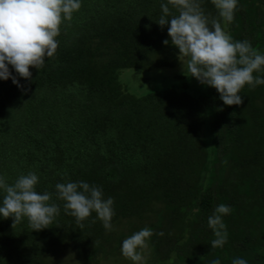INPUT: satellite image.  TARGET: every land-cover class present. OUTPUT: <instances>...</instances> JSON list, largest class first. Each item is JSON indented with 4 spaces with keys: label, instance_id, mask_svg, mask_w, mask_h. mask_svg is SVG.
<instances>
[{
    "label": "trees",
    "instance_id": "16d2710c",
    "mask_svg": "<svg viewBox=\"0 0 264 264\" xmlns=\"http://www.w3.org/2000/svg\"><path fill=\"white\" fill-rule=\"evenodd\" d=\"M166 2L81 0L61 25L54 57L39 70L30 67V79L9 66L22 87L0 79V176L13 184L35 172L36 191L52 193L50 202L60 206L53 223L38 231L27 218L12 227V217L0 216V264H38L57 243L69 244L80 258L112 238L95 212L83 228L65 213L55 185L79 181L114 199L111 223L141 218L149 201L159 203L163 219L150 238L154 264L217 258L264 264V85H245L243 103L232 106L197 79L202 89L193 97L176 92L185 89L176 72L141 96L116 85L119 69L148 73L176 62L168 25L156 22ZM201 6L210 19H221L211 0ZM225 30L264 54V0H238ZM157 52L162 55L150 60ZM3 196L0 190V202ZM219 204L232 209L222 217L228 241L212 248L208 217Z\"/></svg>",
    "mask_w": 264,
    "mask_h": 264
},
{
    "label": "clouds",
    "instance_id": "9594fccd",
    "mask_svg": "<svg viewBox=\"0 0 264 264\" xmlns=\"http://www.w3.org/2000/svg\"><path fill=\"white\" fill-rule=\"evenodd\" d=\"M211 2L225 24L233 22L238 0ZM80 7L81 0H0V79L11 78L14 84L22 87L17 75L30 79V67L39 70L46 58L55 56L61 25L64 21H71L73 13ZM160 8L161 15L156 22L162 29L168 25L171 44L178 48L180 58H187L186 68L191 77L214 87L225 105L242 104L239 93L245 85L252 88L264 85V76H254V73L264 72V54L254 49L248 40H234L222 28L219 19H210L205 14L201 0H167ZM173 9L178 14H173ZM163 43L168 45L169 40L165 39ZM9 66L17 75H13ZM38 181V175L31 171L21 174L13 184H8L0 176V190L4 193L0 216L12 217V227L27 218L32 230H42L60 214V206L50 202L52 193L36 191ZM55 188L57 198L64 201L65 213L75 217L80 228L84 227L83 221L95 212L107 231L113 229L114 199H104L100 186L79 181L57 183ZM231 211L229 205L219 204L208 217V226L215 236L211 241L212 248L227 243L228 232L222 217ZM153 234L151 228L144 227L124 239L122 255L136 264H144L145 257L138 249L146 250L147 241ZM210 264L221 262L217 258ZM232 264H247V261L234 258Z\"/></svg>",
    "mask_w": 264,
    "mask_h": 264
},
{
    "label": "rangeland",
    "instance_id": "374dc122",
    "mask_svg": "<svg viewBox=\"0 0 264 264\" xmlns=\"http://www.w3.org/2000/svg\"><path fill=\"white\" fill-rule=\"evenodd\" d=\"M219 14V13H218ZM221 25L224 29L227 24L220 19ZM222 27V28H223ZM162 55L161 53H153L150 57ZM187 58H180L179 53L176 54V62L173 66L166 67H154L150 71L143 72L136 69L122 68L116 71V85L124 93H128L133 96H141L146 93L148 88L152 86L165 85L166 81L172 77L173 73L177 74V77H182L185 80V89L177 90L176 92L184 91L189 96L196 95L197 89H202L195 77H191L186 68ZM165 81V82H163ZM179 83V81H177ZM178 88V87H177ZM201 133V132H200ZM203 136V135H202ZM199 136L200 139L203 137ZM162 208L159 203L154 199L147 203L145 210L142 212L141 218H125L119 219L117 222L112 223L113 229L110 231L112 238L107 242H102L100 246L98 244L93 245L91 253L88 256L84 253L80 258L76 257L75 249L69 244L62 245L60 243L49 246L47 252L39 256L38 264H136L121 253V246L124 239L130 235L141 230L144 227H149L152 230L155 225H158L162 221ZM163 224V222L161 223ZM179 227V222L172 230ZM148 248L142 251L145 257L144 264H154L153 259L155 255L151 248L150 239L147 241ZM170 257V256H169ZM165 264H171L170 261H165Z\"/></svg>",
    "mask_w": 264,
    "mask_h": 264
}]
</instances>
